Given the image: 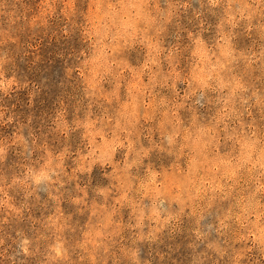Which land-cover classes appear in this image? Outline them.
<instances>
[{"label":"rangeland","instance_id":"obj_1","mask_svg":"<svg viewBox=\"0 0 264 264\" xmlns=\"http://www.w3.org/2000/svg\"><path fill=\"white\" fill-rule=\"evenodd\" d=\"M0 264H264V0H0Z\"/></svg>","mask_w":264,"mask_h":264}]
</instances>
